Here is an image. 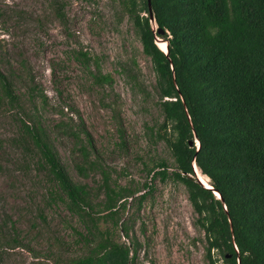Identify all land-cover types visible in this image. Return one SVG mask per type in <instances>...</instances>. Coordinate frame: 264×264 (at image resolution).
<instances>
[{
  "label": "rangeland",
  "instance_id": "1",
  "mask_svg": "<svg viewBox=\"0 0 264 264\" xmlns=\"http://www.w3.org/2000/svg\"><path fill=\"white\" fill-rule=\"evenodd\" d=\"M78 50L97 64L84 68L74 57ZM0 70L19 98V105L0 101V264H69L87 249L82 234L92 241L81 216L49 198L52 183L22 127L39 121L36 113L69 176L90 187L96 217L104 212L105 196L95 190L101 174L78 175L73 141L57 122L82 118L110 180L135 191L119 208V221L139 243L136 264H209L198 215L172 175L170 148L157 136L163 113L152 61L121 0H0ZM90 70L112 82L97 83ZM31 87L43 92L44 106L32 99ZM161 160L168 176L151 179ZM98 227H111V220L99 218ZM112 231L128 241L120 225ZM15 236L20 243L12 247ZM212 258L222 264L215 249Z\"/></svg>",
  "mask_w": 264,
  "mask_h": 264
},
{
  "label": "trees",
  "instance_id": "2",
  "mask_svg": "<svg viewBox=\"0 0 264 264\" xmlns=\"http://www.w3.org/2000/svg\"><path fill=\"white\" fill-rule=\"evenodd\" d=\"M121 2L152 61L163 113L157 136L170 148L172 175L185 185L198 215L208 263L215 264V249L222 264H264V0H149L151 11L148 0ZM157 38L166 42L167 52ZM74 57L86 69L97 64L86 50ZM90 73L97 83L112 82L109 74ZM34 90H29L32 99L44 106L45 95ZM0 101L19 105L13 80L1 70ZM36 116L39 121H22V127L52 183L49 198L81 216L92 238L82 234L87 249L69 264H136L139 243L130 225L119 221V208L135 191L110 180L82 118L57 122L73 141L78 175L101 174L95 190L105 196L104 212L96 217L90 187L72 180L46 139L41 116ZM194 165L209 178L210 187L195 176ZM167 169L161 160L151 179H165ZM144 186L152 188L147 182ZM145 196L141 193L138 202ZM99 218L111 220V227L101 230ZM119 225L127 242L113 236ZM12 242V247L20 243L16 236Z\"/></svg>",
  "mask_w": 264,
  "mask_h": 264
},
{
  "label": "bare ground",
  "instance_id": "3",
  "mask_svg": "<svg viewBox=\"0 0 264 264\" xmlns=\"http://www.w3.org/2000/svg\"><path fill=\"white\" fill-rule=\"evenodd\" d=\"M165 45H166V43H161V44H159V47L161 48V49H163L164 51H166L165 50ZM195 168H196V171H197V177L199 178V180L201 181V183L204 185V186H206V187H209L210 185L208 184L209 183V178L206 176V175H204V174H202L201 172H200V170L198 169V167L197 166H195ZM216 193V192H215ZM216 195H218L217 193H216Z\"/></svg>",
  "mask_w": 264,
  "mask_h": 264
},
{
  "label": "water",
  "instance_id": "4",
  "mask_svg": "<svg viewBox=\"0 0 264 264\" xmlns=\"http://www.w3.org/2000/svg\"><path fill=\"white\" fill-rule=\"evenodd\" d=\"M150 2H149V0H148V7H149V10L151 11V8H150V4H149ZM151 13V12H150ZM151 15V17L153 18V15H152V13L150 14ZM165 50H166V52H167V44L165 45ZM192 143V141H189V144H191ZM194 173H195V175L197 176V171H196V168H195V165H194ZM198 178V177H197ZM198 180H199V178H198ZM200 181V180H199ZM201 182V181H200ZM215 192L218 194V192L214 189V194H215ZM217 197H219L220 198V195L218 194L217 195Z\"/></svg>",
  "mask_w": 264,
  "mask_h": 264
},
{
  "label": "clouds",
  "instance_id": "5",
  "mask_svg": "<svg viewBox=\"0 0 264 264\" xmlns=\"http://www.w3.org/2000/svg\"><path fill=\"white\" fill-rule=\"evenodd\" d=\"M166 43V42H165ZM163 50V49H162ZM197 177V176H196ZM209 184V183H208ZM210 187V186H209ZM216 194V193H215ZM217 196V195H216Z\"/></svg>",
  "mask_w": 264,
  "mask_h": 264
}]
</instances>
